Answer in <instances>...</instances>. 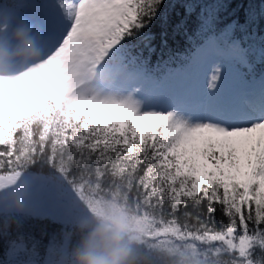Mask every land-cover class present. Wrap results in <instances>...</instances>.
Returning a JSON list of instances; mask_svg holds the SVG:
<instances>
[{"label":"snow or ice","instance_id":"snow-or-ice-1","mask_svg":"<svg viewBox=\"0 0 264 264\" xmlns=\"http://www.w3.org/2000/svg\"><path fill=\"white\" fill-rule=\"evenodd\" d=\"M155 5L26 0L23 7L43 13V23L30 19L46 54L24 74L0 80V185L45 152L53 161L91 165L95 180L80 190L85 208L90 194L124 192L161 243L194 245L215 264H264V76L202 109L154 97L142 86L153 73L128 57L126 38L139 33ZM227 49L230 61L251 67L254 47ZM222 79L213 72L210 94ZM256 133L260 150L240 180L239 146ZM198 140L211 149L204 154L215 169L203 175L189 159Z\"/></svg>","mask_w":264,"mask_h":264},{"label":"trees","instance_id":"trees-1","mask_svg":"<svg viewBox=\"0 0 264 264\" xmlns=\"http://www.w3.org/2000/svg\"><path fill=\"white\" fill-rule=\"evenodd\" d=\"M203 28L220 40L236 37L245 48L254 47L256 54L249 56V63L255 74L263 73L259 49L264 48V0H156L144 27L126 38L127 55L146 61L157 77L164 67H177V55L194 49ZM199 145L205 153L207 145L203 141ZM19 172L60 179L73 190L75 212L85 219L77 223L55 214L0 211V264L81 263L85 257L103 261L116 250L124 253L123 264H215L194 245L155 239L131 195L105 189L90 194L85 208L80 190L95 180L91 165L53 161L45 152L29 159ZM14 242L23 247L10 251Z\"/></svg>","mask_w":264,"mask_h":264},{"label":"rangeland","instance_id":"rangeland-1","mask_svg":"<svg viewBox=\"0 0 264 264\" xmlns=\"http://www.w3.org/2000/svg\"><path fill=\"white\" fill-rule=\"evenodd\" d=\"M27 2L30 3V0H27ZM41 2L42 0H35V3ZM25 3L26 0H0V5L6 6L0 9L1 15L6 13L4 14L5 17L0 19V50L9 49L13 51L22 44L21 38L26 33H41L30 19L31 17L34 21L43 23L41 10L25 8L22 6ZM199 38L200 42L195 45L194 49L189 50L188 54L177 55V67L166 66L159 76L152 75L150 79L142 82L144 89L154 97L168 103L196 110L207 106L206 103L211 97H218L219 100L226 103L234 96L236 91L242 90L244 85L241 81L250 83L253 79L258 81L261 76H264V71L262 75H257L251 67H244L230 61L227 56V46L235 43L244 47L237 38L220 40L212 35L207 28L202 29ZM209 42L214 44L215 47L206 46ZM43 57L39 59L41 60ZM40 60L33 61L34 64L27 68H15L11 64L8 68L3 69L8 64L6 62L3 68H0V80H10L20 76L34 65L39 64ZM217 69L223 74V79L222 81H216L219 89L215 95H212L208 92L212 89H207V85L211 82L212 74ZM31 103V100H29L25 107H29ZM259 139V133L253 134L250 141H243L239 146L240 170L238 178L240 180L245 179L244 173L249 171L247 167L249 155L255 159L253 149L260 150L257 147ZM199 141L194 146H190L189 159L196 163L203 175L215 169L212 162L205 158L206 155L199 149ZM223 167L227 169L226 164ZM232 171L237 174L235 169ZM59 180H53L43 174L19 172L10 185H0V211L18 210L34 214H55L58 218L76 219L77 223H81L85 218L83 214L75 212L77 209L74 204H78L76 195H74L73 190ZM42 188H45L44 191H42ZM12 245V248H10L12 252L23 247L19 242H14ZM41 264L51 263L45 261ZM56 264L81 263H64L59 260Z\"/></svg>","mask_w":264,"mask_h":264},{"label":"bare ground","instance_id":"bare-ground-1","mask_svg":"<svg viewBox=\"0 0 264 264\" xmlns=\"http://www.w3.org/2000/svg\"><path fill=\"white\" fill-rule=\"evenodd\" d=\"M42 2H44V0H42ZM4 14L6 13H3L2 15L0 14V19L5 17ZM21 43L22 44L19 47H16L13 51H10L9 49L0 50V68H3V65H5L6 62H8V64L5 65V68L3 69L8 68L11 64L15 68L31 67L34 64L33 61L40 60L39 58L46 54V42L42 39L41 33H26L22 36ZM212 103L220 104L223 102L219 100L218 97H211L206 104L209 105Z\"/></svg>","mask_w":264,"mask_h":264},{"label":"clouds","instance_id":"clouds-1","mask_svg":"<svg viewBox=\"0 0 264 264\" xmlns=\"http://www.w3.org/2000/svg\"><path fill=\"white\" fill-rule=\"evenodd\" d=\"M123 259L124 253L116 250L108 253L103 261L85 257L81 264H123Z\"/></svg>","mask_w":264,"mask_h":264},{"label":"water","instance_id":"water-1","mask_svg":"<svg viewBox=\"0 0 264 264\" xmlns=\"http://www.w3.org/2000/svg\"><path fill=\"white\" fill-rule=\"evenodd\" d=\"M30 3H35V0H30ZM45 188H42V191H44Z\"/></svg>","mask_w":264,"mask_h":264}]
</instances>
